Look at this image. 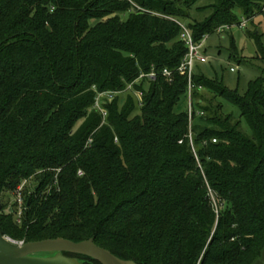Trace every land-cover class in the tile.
Here are the masks:
<instances>
[{
    "label": "trees",
    "instance_id": "16d2710c",
    "mask_svg": "<svg viewBox=\"0 0 264 264\" xmlns=\"http://www.w3.org/2000/svg\"><path fill=\"white\" fill-rule=\"evenodd\" d=\"M200 1L0 0V200L24 180L36 185L19 219L0 205L5 237L93 239L135 264L261 260L264 78L239 94L196 65L189 121L176 110L188 105L176 22L200 42L241 18L253 24L264 0H205L196 21ZM247 36L264 58L258 34Z\"/></svg>",
    "mask_w": 264,
    "mask_h": 264
},
{
    "label": "rangeland",
    "instance_id": "374dc122",
    "mask_svg": "<svg viewBox=\"0 0 264 264\" xmlns=\"http://www.w3.org/2000/svg\"><path fill=\"white\" fill-rule=\"evenodd\" d=\"M209 1L201 0L198 6V12L191 11L192 19L200 21L205 19L209 14ZM239 14V12H238ZM127 15L123 17V20ZM242 18L240 22H242ZM192 22V21H191ZM189 23L188 21L185 24ZM217 28L215 32L208 37L205 43L206 55L209 57L208 62L204 64L203 73L207 77L219 78L225 87L230 90H237L239 94L246 92L248 84L259 78H264V58L257 50L255 41L247 36V32L258 34L259 41L264 53V9L261 14H258L253 19V24L246 23L244 29L238 26H233L230 30H222ZM221 29V30H220ZM213 31V30H212ZM233 40L235 53L233 57L230 51V40ZM234 69V72L230 71ZM123 94V98H124ZM223 103L224 113H232L238 117V111L229 104ZM187 108V100L182 98L178 105V111H184ZM243 129L247 132V128L243 125ZM20 187V191L17 190ZM14 191L7 192L0 200L1 212L6 214L8 210L15 209L14 217L19 219L23 210V198L25 195H30L36 187L35 181L32 178L22 181ZM20 197L22 203L18 205L17 199ZM82 263V262H81ZM256 264H264V251Z\"/></svg>",
    "mask_w": 264,
    "mask_h": 264
},
{
    "label": "water",
    "instance_id": "95a60500",
    "mask_svg": "<svg viewBox=\"0 0 264 264\" xmlns=\"http://www.w3.org/2000/svg\"><path fill=\"white\" fill-rule=\"evenodd\" d=\"M64 254L88 257L100 264H135L95 245L93 239L75 243L58 238L18 245L0 231V264H83Z\"/></svg>",
    "mask_w": 264,
    "mask_h": 264
},
{
    "label": "built area",
    "instance_id": "2783aa9c",
    "mask_svg": "<svg viewBox=\"0 0 264 264\" xmlns=\"http://www.w3.org/2000/svg\"><path fill=\"white\" fill-rule=\"evenodd\" d=\"M130 1V0H128ZM177 25L180 28V40L184 43L187 52L184 55L182 61L180 62L178 68L176 69V72L180 76H184L187 79V89H188V105H187V114H188V120L191 121L192 118V106H191V91L193 89V84H192V76L195 70L196 65H203L208 62V56L206 55V50H205V43L208 39L207 36H204L200 42H195L190 31L188 28L183 25L182 23L176 22ZM246 26V21L243 20L239 24L240 29H244ZM233 26H224L221 29L224 30H230ZM220 29V30H221ZM231 72H234L233 68H230ZM161 75L166 78L167 80H170L172 72L170 70L164 69L161 72ZM155 72L152 70L148 74H140L139 77L130 85H128L127 90L132 91L133 85H138L143 79H154ZM199 90H201V87H198ZM135 97L138 99L139 102H141L142 99V93L139 91H134ZM108 98L110 99V96L107 95ZM97 105V103H96ZM103 116H105V112L102 110L101 111ZM188 140L190 143L192 142L191 138V133L189 132L188 134ZM215 142V141H213ZM181 143V142H180ZM20 191V187L17 189ZM18 205L22 203V199L18 197L17 199ZM18 245H22L23 242H15Z\"/></svg>",
    "mask_w": 264,
    "mask_h": 264
}]
</instances>
